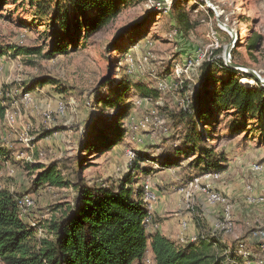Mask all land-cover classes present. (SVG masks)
<instances>
[{
	"label": "rangeland",
	"instance_id": "rangeland-1",
	"mask_svg": "<svg viewBox=\"0 0 264 264\" xmlns=\"http://www.w3.org/2000/svg\"><path fill=\"white\" fill-rule=\"evenodd\" d=\"M128 2L116 19L54 57L46 56L50 28L35 18L29 0H5L0 6L5 53L0 57V92L15 116L10 123L6 110L0 123V143L14 159L0 173V184L26 195L21 212L37 222L49 217L57 203L73 202L81 155L83 176L91 184L120 185L133 175L143 199L147 191L156 197L145 202L158 221L154 228L179 243L196 239L199 221L202 229H212L208 207L216 210L214 231L235 248L243 264H264V135L234 130L229 126L232 114L215 110L208 131L197 121L204 140L224 157L221 176L198 175L187 167L193 157L182 158L178 168L161 166L180 142L176 117L196 92L203 96L212 88L209 70L223 76L217 67L222 60L238 65L236 77L244 86L264 87V0ZM136 23L139 31L127 33ZM113 42H119L118 49L109 47ZM34 48L36 53H29ZM137 84L152 94L142 97ZM22 89L30 91L24 100ZM118 111L125 112L119 120L123 140L111 149L85 152L84 138L90 139L93 129H104ZM136 152L148 156L147 174L134 171ZM23 161L56 164L63 186L37 185L41 170H28ZM209 192L225 202L207 201Z\"/></svg>",
	"mask_w": 264,
	"mask_h": 264
},
{
	"label": "trees",
	"instance_id": "trees-1",
	"mask_svg": "<svg viewBox=\"0 0 264 264\" xmlns=\"http://www.w3.org/2000/svg\"><path fill=\"white\" fill-rule=\"evenodd\" d=\"M29 1L35 18L43 20L50 28L48 57L67 53L80 36L87 39L116 19L129 4L128 0ZM4 2L0 0V6ZM139 29L136 23L126 30L128 33ZM119 46V42H113L109 47L118 49ZM37 50L34 48L29 53ZM4 54L0 47V57ZM217 67L223 76L217 77L213 69L209 70L212 88L206 89L203 96L196 92L190 106L176 117L180 142L161 163L164 170L178 168L182 158L193 157L187 167L198 175L222 173L224 157L204 140L197 121L200 119L207 129L208 119L215 117V110L232 114L229 126L234 130H253L264 135V87L260 83L254 87L244 86L236 77L239 71L223 60ZM110 80V77L105 78L103 83ZM138 88L142 97L152 94L141 84ZM5 99L0 92V123L9 110ZM124 114L118 111L104 129L89 127L93 130L90 139L84 138L85 152L98 153L119 144L125 132L119 121ZM250 123L251 127L247 128ZM140 154L136 152L134 171L147 174L149 168L144 162L149 158ZM81 158V155L76 158L73 202L57 203L49 217L37 222H30L28 215L21 212L20 200L26 195L0 184V264H243L235 248L223 242L212 229H202L203 223L198 219L200 234L186 244L154 228L158 221L146 208L144 191L135 189L136 182L130 179L133 175L120 185L91 184L83 176L85 164ZM12 160L11 151L0 143V173ZM22 164L28 170H41L35 179L37 185L63 186L56 164L45 166L37 161Z\"/></svg>",
	"mask_w": 264,
	"mask_h": 264
},
{
	"label": "bare ground",
	"instance_id": "bare-ground-1",
	"mask_svg": "<svg viewBox=\"0 0 264 264\" xmlns=\"http://www.w3.org/2000/svg\"><path fill=\"white\" fill-rule=\"evenodd\" d=\"M249 82V83H252L253 81L252 80H244V82ZM29 92H24L23 93V100H24V96H25V94H28ZM7 117H8V121L10 122V123H12V122H14L15 121V116L13 115V114H10V113H8L7 114ZM216 175H219V173H217V172H209V173H207V174H205V175H203L204 177H206V178H210V177H215ZM196 179H199V178H196ZM195 182V180L194 181H192V183H194ZM148 191H147V193H146V196H145V202L148 204V202H149V200H150V198L148 197ZM209 195L208 196H214V199H209L212 203H224L225 201H223L222 199H221V197L218 195V194H216V193H214V192H209L208 193ZM153 196V195H152ZM22 200V199H21ZM20 206H21V204H20ZM148 208H149V206H148Z\"/></svg>",
	"mask_w": 264,
	"mask_h": 264
},
{
	"label": "crops",
	"instance_id": "crops-1",
	"mask_svg": "<svg viewBox=\"0 0 264 264\" xmlns=\"http://www.w3.org/2000/svg\"><path fill=\"white\" fill-rule=\"evenodd\" d=\"M1 125V124H0ZM204 204V203H203ZM205 205V204H204ZM206 210L209 212V213H207L208 215H206V213H204L205 215H206V220L208 221V222H210V226H211V228L213 229V231H214V223L215 222H213V221H215L214 220V216L212 215V214H216L215 212H216V210L214 209H211V208H206ZM195 229H196V233H194V236H198L199 234H200V229H198L197 227H195ZM167 234V233H166ZM167 235H169L170 237H173L174 238V236H172V235H170V234H167ZM175 240H176V238H174Z\"/></svg>",
	"mask_w": 264,
	"mask_h": 264
},
{
	"label": "built area",
	"instance_id": "built-area-1",
	"mask_svg": "<svg viewBox=\"0 0 264 264\" xmlns=\"http://www.w3.org/2000/svg\"><path fill=\"white\" fill-rule=\"evenodd\" d=\"M255 166H258V167L261 168L260 165H255ZM220 176H221V174L216 175L215 177H210V179H215V178L220 177ZM148 197L150 198V200L156 198V197L152 196L151 194H148ZM209 199H214V196H207V201H208ZM261 236L264 237V231H261Z\"/></svg>",
	"mask_w": 264,
	"mask_h": 264
},
{
	"label": "water",
	"instance_id": "water-1",
	"mask_svg": "<svg viewBox=\"0 0 264 264\" xmlns=\"http://www.w3.org/2000/svg\"><path fill=\"white\" fill-rule=\"evenodd\" d=\"M228 52H229V51H227V55H228ZM226 64H227L228 66H230V67H233V68H237V67H238V65L235 64V63L228 62V63H226ZM251 74H253V73H251ZM253 76L255 77L256 80L259 79V77L256 76L255 74H253ZM262 83L264 84V81H262Z\"/></svg>",
	"mask_w": 264,
	"mask_h": 264
}]
</instances>
